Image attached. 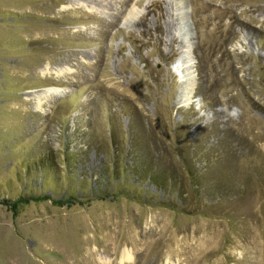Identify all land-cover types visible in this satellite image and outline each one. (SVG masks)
I'll return each instance as SVG.
<instances>
[{
  "label": "rangeland",
  "instance_id": "rangeland-1",
  "mask_svg": "<svg viewBox=\"0 0 264 264\" xmlns=\"http://www.w3.org/2000/svg\"><path fill=\"white\" fill-rule=\"evenodd\" d=\"M0 264H264V0H0Z\"/></svg>",
  "mask_w": 264,
  "mask_h": 264
},
{
  "label": "bare ground",
  "instance_id": "bare-ground-1",
  "mask_svg": "<svg viewBox=\"0 0 264 264\" xmlns=\"http://www.w3.org/2000/svg\"><path fill=\"white\" fill-rule=\"evenodd\" d=\"M187 63V62H186ZM56 89H53V91L51 90H46L44 92L46 93H43L41 94L38 98L37 96L35 98H37L39 100V104H43V102H45L47 99L51 98L52 96H54V91ZM191 94V93H190ZM176 103L178 105H180L182 102L180 100H177ZM96 250V248H94ZM99 260H105L106 262H110L111 260H107L106 258H103L102 256L99 257ZM132 260V255H131V252L130 250H128L127 248H124L122 251H121V256H120V263H126L128 261H131Z\"/></svg>",
  "mask_w": 264,
  "mask_h": 264
},
{
  "label": "clouds",
  "instance_id": "clouds-1",
  "mask_svg": "<svg viewBox=\"0 0 264 264\" xmlns=\"http://www.w3.org/2000/svg\"><path fill=\"white\" fill-rule=\"evenodd\" d=\"M237 112H238L237 109H233L232 112L230 113V115L236 116L237 115Z\"/></svg>",
  "mask_w": 264,
  "mask_h": 264
},
{
  "label": "water",
  "instance_id": "water-1",
  "mask_svg": "<svg viewBox=\"0 0 264 264\" xmlns=\"http://www.w3.org/2000/svg\"><path fill=\"white\" fill-rule=\"evenodd\" d=\"M186 25H187V26L185 27V28H187V31H186V33H189L190 26H189V24H187V23H186Z\"/></svg>",
  "mask_w": 264,
  "mask_h": 264
}]
</instances>
